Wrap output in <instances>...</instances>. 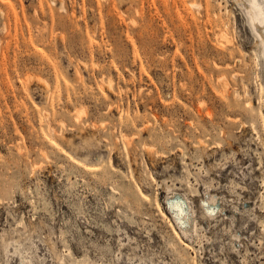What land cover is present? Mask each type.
Masks as SVG:
<instances>
[{"label":"rangeland","instance_id":"374dc122","mask_svg":"<svg viewBox=\"0 0 264 264\" xmlns=\"http://www.w3.org/2000/svg\"><path fill=\"white\" fill-rule=\"evenodd\" d=\"M249 7L0 0V264H264Z\"/></svg>","mask_w":264,"mask_h":264},{"label":"bare ground","instance_id":"6f19581e","mask_svg":"<svg viewBox=\"0 0 264 264\" xmlns=\"http://www.w3.org/2000/svg\"><path fill=\"white\" fill-rule=\"evenodd\" d=\"M194 5V4H193ZM249 9L247 11L248 14V20L250 25L256 30L257 36L259 37L260 41L259 43L261 44V52H262V56H263V60H264V0H249ZM195 6V5H194ZM62 7V6H61ZM200 7V6H199ZM63 8V7H62ZM201 8V7H200ZM228 26V25H227ZM220 36L222 37L221 39L226 41V44L229 43L230 41L228 40V33L225 30H221L220 32ZM219 36V38H220ZM223 79V78H222ZM225 80V79H224ZM226 83V82H225ZM239 96V94H238ZM250 101H248V105ZM248 105H246L245 107L247 108ZM251 106V104L249 105V107ZM248 107V108H249ZM252 125V129L253 131H255L256 134V129L255 127ZM53 132V131H51ZM58 135V134H57ZM258 136V135H257ZM52 137V136H51ZM200 142V141H199ZM209 199V203H213L214 198L210 197ZM207 201V200H206ZM216 201V200H215ZM214 201V202H215ZM208 202V201H207ZM206 203V202H205ZM204 204V203H203ZM208 204V203H207ZM206 204V205H207ZM209 205V204H208ZM213 205V204H212ZM179 208V207H178ZM180 209V208H179ZM215 209V208H214ZM190 215L188 214L185 210L180 209V213H179V218L178 221L181 223V225L183 226H191V224L189 223V219H190ZM192 222V220L190 221ZM182 228V227H181ZM185 228V227H184ZM190 229V228H189ZM184 233H186L185 231H183ZM176 234V233H175ZM178 234V233H177Z\"/></svg>","mask_w":264,"mask_h":264}]
</instances>
